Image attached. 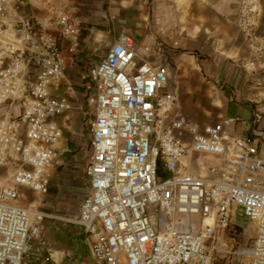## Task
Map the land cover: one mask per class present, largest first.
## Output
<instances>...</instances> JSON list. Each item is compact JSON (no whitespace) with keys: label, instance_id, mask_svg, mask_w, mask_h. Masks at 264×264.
Returning <instances> with one entry per match:
<instances>
[{"label":"built area","instance_id":"1","mask_svg":"<svg viewBox=\"0 0 264 264\" xmlns=\"http://www.w3.org/2000/svg\"><path fill=\"white\" fill-rule=\"evenodd\" d=\"M237 1V27L249 48L240 65L258 119L264 0ZM82 30L69 0H0V264L53 262L27 255L33 241L47 252L40 217L82 227L99 264H210L235 211L255 224L250 244L234 253L239 264H264V151L257 139L228 132L238 118L200 126L177 113L167 67L143 60L139 42L125 33L89 72L94 119L78 217L22 204V189L50 192L57 161L68 152L62 128L71 126L76 94L65 53L73 63ZM210 159L217 162L199 175Z\"/></svg>","mask_w":264,"mask_h":264},{"label":"crops","instance_id":"2","mask_svg":"<svg viewBox=\"0 0 264 264\" xmlns=\"http://www.w3.org/2000/svg\"><path fill=\"white\" fill-rule=\"evenodd\" d=\"M69 2L83 20L85 36H81V43L107 42L98 62L121 33L134 37L143 60L167 67L168 89L177 97V113L200 126L238 118L227 128L228 132L241 138H256L264 151V117H254L258 107L245 89L246 74L240 65L249 48L237 27V0ZM65 58L72 60L67 52ZM65 144L67 147L66 139ZM83 178L86 180L84 172ZM66 182L68 192L80 186L79 179ZM53 184L56 186L57 182ZM71 230L67 240L48 238L44 254L53 258L51 264H85L84 246L90 251L91 237L84 229Z\"/></svg>","mask_w":264,"mask_h":264},{"label":"rangeland","instance_id":"3","mask_svg":"<svg viewBox=\"0 0 264 264\" xmlns=\"http://www.w3.org/2000/svg\"><path fill=\"white\" fill-rule=\"evenodd\" d=\"M106 44L107 42L105 40L97 42L83 41L80 43L78 53L75 54L74 62H69L67 73L68 79L74 84L76 109L71 117L72 126H70V128L63 126L62 129L68 143L67 148L70 149V151L66 152L57 161L50 194L41 195L34 191L22 189L21 202L23 205L29 207L33 205V209L39 212L56 215L64 219H75L78 217L80 204L85 194L88 193L87 180H84L83 172L90 154L91 123L94 119V103L92 100L95 92V85L90 80L89 72L99 63L100 55L103 54ZM83 112L86 113V115L83 114ZM60 121L64 124L65 118L62 117ZM215 162H217L215 159H210L209 162H205V166L201 167L197 173L199 175H204L210 163ZM72 178L79 179L80 186L68 192L69 187L66 181L68 179L72 180ZM62 181H64V185H62ZM53 182H57V185L54 186ZM193 219L196 220L197 217ZM40 221L42 223V241H48V238L54 239L55 236L67 240V237H69L68 234L70 232L73 233L71 229L74 228V230L77 231L83 229L80 226L68 223L64 220L40 217ZM232 223L241 226V231H238L237 234H230L228 230L225 231L221 239L212 245L213 248L218 243L220 250L212 252L210 264H239V257L234 253L250 244L254 236L255 224L250 223L248 219L238 211L233 213ZM237 229L240 230V228ZM40 246L41 241H33L30 243L27 254L28 257H37L40 254L44 256V253H39ZM84 251L82 258L85 264H99L93 260L88 247L85 248L84 246Z\"/></svg>","mask_w":264,"mask_h":264},{"label":"trees","instance_id":"4","mask_svg":"<svg viewBox=\"0 0 264 264\" xmlns=\"http://www.w3.org/2000/svg\"><path fill=\"white\" fill-rule=\"evenodd\" d=\"M81 36H85L84 32H82ZM92 82V81H91ZM70 145V144H69ZM159 176L161 178H164L166 177V174L165 173H159ZM237 228H240V230H238ZM230 232V234H237L238 231H241V226L239 225H234V227H232L231 229L228 230Z\"/></svg>","mask_w":264,"mask_h":264},{"label":"bare ground","instance_id":"5","mask_svg":"<svg viewBox=\"0 0 264 264\" xmlns=\"http://www.w3.org/2000/svg\"><path fill=\"white\" fill-rule=\"evenodd\" d=\"M32 206H33V205H32ZM32 206H31V207H32ZM207 222L211 223L212 221H211V220H207Z\"/></svg>","mask_w":264,"mask_h":264}]
</instances>
